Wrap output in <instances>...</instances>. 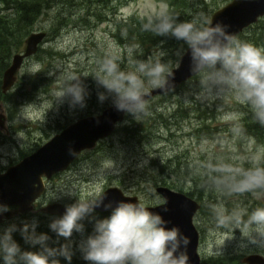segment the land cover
Listing matches in <instances>:
<instances>
[{
  "label": "rangeland",
  "instance_id": "rangeland-1",
  "mask_svg": "<svg viewBox=\"0 0 264 264\" xmlns=\"http://www.w3.org/2000/svg\"><path fill=\"white\" fill-rule=\"evenodd\" d=\"M192 1L194 7L198 9L197 12L202 13V17L204 15L209 17L215 9L229 0H189ZM51 4L52 6L40 14L33 23L30 32L22 38L20 48L9 55L11 62L14 53L24 50L26 37L31 32L38 30L46 32L36 52L25 57L16 71L14 84L8 90L9 97L0 101V111L6 115L7 126L6 131L0 128L5 134L0 143V172L34 151L67 124L85 115L99 113L104 107L112 104L110 98L103 102L98 100V92H103L104 89L99 90L90 75L81 76V81L87 90L83 108H72L67 101L58 103L53 100L51 94L61 83L65 72L94 73L100 62L99 56L102 59L109 56L116 57L119 63L124 62L120 65L122 69L131 70L135 62L125 60L126 56L129 57L128 54H124V47L119 45L112 35L116 31L117 23L124 22L132 14L140 18L154 17L164 10L165 6L167 9L169 6L165 0H52ZM0 7H2L1 0ZM191 9L193 10V7ZM157 49V52H162L161 49ZM33 62L39 63L48 71L46 80L41 81L36 88L24 77L27 74L25 69ZM49 71H54V75H49ZM200 91L195 94L197 100L202 102L209 99L199 96ZM172 94L171 99L158 95L147 101L148 108L153 103L172 104L176 98L184 101L185 106L181 116L184 119L180 120L178 125H173L171 134L160 128L158 134L156 132L150 135L147 140L142 138L140 142L135 140L133 143H126L123 139L126 137L124 133L121 136L119 133H114L121 124L134 118L126 113L124 116L126 118L117 124L112 134L100 139L93 148L83 150L65 170L56 172L46 179V191L37 199L35 207L50 201L69 205L74 203L76 198L61 195L62 193L71 190L80 198H89L90 194L100 186L104 189L108 186H118L126 194L137 195L145 204L160 203L163 198L155 191V187L171 186L161 184L165 172L160 167V163L152 164L150 157L152 155L154 158H159L161 162L167 156L177 155V158L186 160L188 171H179L181 179L177 175L169 176L168 183L173 181L181 184L183 190L180 191H193V197L199 202H204L202 208L194 215V224L200 235L198 252L201 263L208 259L210 264H245L241 261L242 256L253 252L264 254V248L257 247L247 238L242 237L239 229L231 232L218 227L213 208L222 207L229 212L233 209H242L246 204L263 201L264 194H260L259 198L252 194L220 195V192L206 188L204 180L215 175L210 172V166L218 163L248 168L251 167V158L260 157L263 164L264 143L234 131V125L227 119V114L239 113V123H241L250 112L244 106L237 104L230 94H223L231 104L230 109L208 106L209 110L213 109L211 114L217 121L215 123L219 131L215 137H207L203 134L198 136L194 133L200 123L196 115L201 111L202 104H193L187 92L181 89H176ZM187 105L197 108L192 111L186 108ZM219 119L226 122L218 126ZM261 141L264 142V138ZM147 150H150L151 154H147ZM110 165L111 168L105 171L106 166ZM201 185L202 190L199 189ZM105 212L111 214V211ZM110 214L104 215L103 212L94 210L91 217L82 221L84 232L82 234L74 232L71 237L72 255L82 259L77 247L78 242L92 234L96 219L106 218ZM59 216L61 215L43 211H28L4 218L0 222V231L12 224L22 227L25 222L29 224L35 222L37 227L41 220L51 221ZM210 258L213 260L211 261ZM0 264H3L2 259ZM83 264L89 262L83 259Z\"/></svg>",
  "mask_w": 264,
  "mask_h": 264
},
{
  "label": "clouds",
  "instance_id": "clouds-1",
  "mask_svg": "<svg viewBox=\"0 0 264 264\" xmlns=\"http://www.w3.org/2000/svg\"><path fill=\"white\" fill-rule=\"evenodd\" d=\"M142 30L182 42L190 58L192 73L200 77L199 96L210 98L230 94L237 104L248 109L253 122L264 126V48L238 39L226 30V26L213 24L210 17L181 21L166 6L159 14L147 19ZM42 70V65L33 62L25 73L34 76ZM54 73L49 71V75ZM89 75L104 89L97 94L100 102L110 98L116 110L131 114L138 121L147 114L146 97L151 91L166 92L174 79L173 70L161 59L137 61L131 70H124L116 57L109 56L98 63L94 73H63L61 83L51 94L53 100L67 101L72 108L85 107L87 90L81 76ZM227 119L233 123L234 131L241 130L239 113H228ZM250 163L248 168L228 163L210 166V172L215 174L210 178L211 187L228 196L252 194L259 198L264 194V164L260 157L251 158ZM110 168L111 165L106 166L105 171ZM61 195L75 197V202L66 205L63 215L53 218L49 228L66 243L58 248L49 247L46 243L49 236L37 234L35 222H25L19 231L26 242L40 245V250L22 251L12 238V233L17 230L12 224L0 231L3 264H60L57 256L70 262L73 233L84 232L82 221L91 217L96 207L102 204L110 207V202L104 203L106 193L102 186L89 198H80L71 190ZM161 203L166 205V201ZM163 210L168 211L166 206ZM7 211L9 206L0 203V213ZM213 213L218 227L231 232L239 229L242 237L264 248V206L251 211L233 209L230 212L215 207ZM167 223L144 202L122 200L108 217L95 220L92 234L82 238L77 247L89 264H188L186 252L180 249L187 247L189 238L177 226L166 227Z\"/></svg>",
  "mask_w": 264,
  "mask_h": 264
},
{
  "label": "water",
  "instance_id": "water-1",
  "mask_svg": "<svg viewBox=\"0 0 264 264\" xmlns=\"http://www.w3.org/2000/svg\"><path fill=\"white\" fill-rule=\"evenodd\" d=\"M262 16H264V0H229L215 9L209 17L212 18L213 24L220 23L226 26V30L236 36ZM45 35L46 32L43 30L31 32L26 37L24 50L13 54L11 62L3 70L2 92L8 91L14 84L16 71L24 58L36 52ZM185 51L186 49L180 55L177 64L171 68L174 72V79L171 81L169 90L195 75L190 69V58ZM166 92L153 89L146 99ZM125 114L109 104L99 113L80 117L64 126L34 151L1 171L0 203L8 205L9 211L0 213V222L4 218L33 210L34 201L46 190L45 179L50 178L56 172L65 170L83 150L93 148L98 140L112 134L116 125L124 119ZM0 128L7 130L6 115L2 111H0ZM69 148L72 150L71 153ZM155 191L161 195L163 201H166V205L161 202L146 204L149 210L159 213L168 222L166 227H179L182 234L189 238L187 247L181 246L180 249L186 252L188 264H201L198 252L200 235L194 224V215L201 206L200 202L187 193L167 185H157ZM105 193L104 203L110 202V207L102 204L95 210L111 211L122 200L133 203L140 201L137 195L126 194L118 186H108ZM65 206L59 201H50L40 206L39 210L63 215ZM165 206L168 211L163 210ZM241 261L245 264H264V255L258 252L249 253L242 256Z\"/></svg>",
  "mask_w": 264,
  "mask_h": 264
},
{
  "label": "trees",
  "instance_id": "trees-1",
  "mask_svg": "<svg viewBox=\"0 0 264 264\" xmlns=\"http://www.w3.org/2000/svg\"><path fill=\"white\" fill-rule=\"evenodd\" d=\"M168 2V11L179 18V20H192L196 18H204L207 15L202 17V13H198L197 7H194V2H189V0H165ZM2 7H0V101L6 100L9 97V91L6 93L2 92L1 89V80L3 70L9 65V55L20 48L19 45H22V38L27 35L33 23L37 20L40 14L44 13L46 9L52 6V0H1ZM193 7V10L190 8ZM146 17L140 18L137 15L132 14L129 18H126L124 22L117 23L116 31L112 35L117 40L118 44L124 47V54H128L129 57H125V60L134 61H154L157 59L162 60L163 63H166L171 68L175 66L179 60L180 55L184 52L186 47L182 42H177L171 38H164L155 36L150 32H145L142 30V24L147 21ZM236 37L242 41L252 43L258 47L264 48V16L259 17L254 23L245 27ZM40 48V47H39ZM157 48L161 49L162 52H157ZM39 50V49H38ZM131 50V51H130ZM164 53V54H163ZM141 57V58H139ZM101 61L103 60L101 56L98 57ZM118 60V59H117ZM119 62V60H118ZM124 62H120L122 65ZM47 70L43 69L37 74L29 75L28 73L24 75L25 78L30 81V84L35 88L41 81H45L47 78ZM200 77L199 75H193L186 81L182 82L179 86L169 90L164 94H158L159 96L165 99H171L173 96V91L176 89H181L182 91L187 92L188 96L193 100V104L201 105V111L197 115L200 119V123L194 133H197L198 136L205 135L207 137H215L218 133L216 126L217 121H215V116L211 114L213 109H208L209 105H214L213 107L218 108L219 106L230 109L231 104L226 100V96L220 97H211L209 99L202 100L200 102L195 98V94L200 91L198 84ZM189 84V86H188ZM97 88L103 91L102 87ZM155 95V96H158ZM151 99V98H150ZM149 99V100H150ZM148 101V100H147ZM235 104V103H234ZM106 105V104H105ZM104 105V106H105ZM153 103L147 110V114L142 115L139 118V121L130 118V121L127 123L121 124L114 133L116 134H125L124 141L126 143H133L135 140L140 142L145 138L148 139L150 135L158 134L160 128H163L167 131L168 134L173 132L174 124L178 125V122L184 118H181L184 110V101L176 98L173 100L172 104L162 105ZM216 105V106H215ZM9 107V103L7 105ZM186 108L194 111V106H186ZM182 113L179 115L178 113ZM126 118V117H124ZM178 120V121H177ZM242 122L239 123L242 128L239 132L241 134H246L248 137H252L255 140L264 143L261 139L264 138V126L259 125L252 121L251 114L247 113ZM218 126L223 125L226 121L219 119ZM228 123V122H227ZM216 126V127H215ZM211 128V129H209ZM198 130H201L199 132ZM5 134L0 130V143ZM147 154H151L150 150H147ZM152 164L160 163V167L163 172H165V177L161 179V184H170L171 187L178 190H183L181 184H176L173 181L168 183V180L171 176L179 177V171H188V164L186 160L177 158V155L167 156L165 159L151 157ZM264 164V163H263ZM161 170V171H162ZM170 176V177H169ZM192 179V177H191ZM204 186L210 190H215L211 187L210 179H205ZM204 187V188H205ZM199 188V187H198ZM202 190V185L199 188ZM188 195L193 197V191H185ZM220 195H225L220 193ZM202 196V194H200ZM196 199V198H195ZM198 200V199H197ZM203 201L200 202V208H202ZM257 206H264V200L259 203H249L246 204L242 210L251 211ZM104 215L110 214V212H103ZM103 215V216H104ZM50 220H41L35 231L37 234L46 233L49 236V240L46 242L49 247H59L61 244L66 243L63 237L58 238L56 233L49 228ZM16 225L17 230L12 233V238L19 245L22 251H39L40 245H32L25 241L19 229L21 226ZM56 259L59 260L60 264H83V258L78 259L72 255L71 261H67L63 256H57ZM221 258H219L220 260ZM212 261L213 258H210ZM217 260V258L215 259ZM63 262V263H61ZM201 264H210V261L203 260Z\"/></svg>",
  "mask_w": 264,
  "mask_h": 264
},
{
  "label": "flooded vegetation",
  "instance_id": "flooded-vegetation-1",
  "mask_svg": "<svg viewBox=\"0 0 264 264\" xmlns=\"http://www.w3.org/2000/svg\"><path fill=\"white\" fill-rule=\"evenodd\" d=\"M38 199V198H37ZM37 199L34 201V208H33V210L32 211H40L39 210V207H35V203H36V201H37ZM259 253V252H258ZM262 254V253H261ZM262 255H264V254H262Z\"/></svg>",
  "mask_w": 264,
  "mask_h": 264
}]
</instances>
